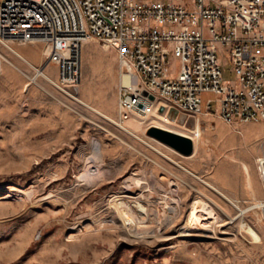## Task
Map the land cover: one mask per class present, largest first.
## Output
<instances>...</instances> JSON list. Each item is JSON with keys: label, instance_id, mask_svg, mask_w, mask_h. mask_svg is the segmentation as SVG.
Listing matches in <instances>:
<instances>
[{"label": "rangeland", "instance_id": "obj_1", "mask_svg": "<svg viewBox=\"0 0 264 264\" xmlns=\"http://www.w3.org/2000/svg\"><path fill=\"white\" fill-rule=\"evenodd\" d=\"M35 65L43 63L42 44L15 45ZM226 80L234 79L227 53L218 52ZM173 68L178 66L172 60ZM9 66L25 79L22 85ZM46 71L57 75V67ZM120 60L116 48L91 38L82 50L80 99L118 121ZM0 43V264H264V221L252 205L264 200L257 158L264 153V121L226 123L217 113L214 93L203 94L202 116L162 121L164 102L147 117L133 115L136 135L66 94ZM209 98L214 114L205 112ZM158 113V114H157ZM160 113V114H159ZM139 119V121H138ZM202 135L184 155L148 135L150 126ZM160 150V151H159ZM241 163L244 175L237 169ZM249 164V165H248ZM210 180L233 181L241 190L245 176L255 177L246 199ZM250 166V169H249ZM105 176L93 186L79 181L87 172ZM134 177V178H132ZM147 179L148 184H132ZM248 178V177H247ZM129 187V188H128ZM34 190L7 196L10 189ZM16 194V190H14ZM128 198L149 226L144 237L129 234L114 205ZM137 199L138 203L133 202ZM231 199V200H230ZM209 204L219 218L215 237L181 236L195 207ZM239 205L245 210L238 216ZM141 205L145 207L142 209ZM243 219L253 238L242 228ZM167 221V222H166ZM204 231V230H202Z\"/></svg>", "mask_w": 264, "mask_h": 264}, {"label": "built area", "instance_id": "obj_2", "mask_svg": "<svg viewBox=\"0 0 264 264\" xmlns=\"http://www.w3.org/2000/svg\"><path fill=\"white\" fill-rule=\"evenodd\" d=\"M91 38L118 52L120 79L128 80L120 81L118 100L125 128L133 115L154 113L156 100L166 119L172 108L185 122L199 118L204 93L215 94L226 123L264 121V0H0V43L15 53V45L42 44V65L25 61L77 99ZM218 52L227 53L234 79L224 78ZM51 64L56 76L46 71ZM213 102L206 113H215ZM193 132L202 135L198 125ZM257 168L264 180V153ZM251 208L264 221V200Z\"/></svg>", "mask_w": 264, "mask_h": 264}, {"label": "bare ground", "instance_id": "obj_3", "mask_svg": "<svg viewBox=\"0 0 264 264\" xmlns=\"http://www.w3.org/2000/svg\"><path fill=\"white\" fill-rule=\"evenodd\" d=\"M88 41L89 40H87L86 42H88ZM15 50L17 52L15 54L19 58L29 61L17 49H15ZM29 62L31 64H33L31 61H29ZM36 73H37L36 77L39 74L43 75L40 70H37ZM36 77L33 76L32 78L35 79ZM33 79H32V82H33ZM120 81L121 82H127L128 80H127V77L124 76V77H122L120 79ZM28 86H29V84L27 85V87ZM27 87H26V89H27ZM75 99H77V98H75ZM77 100H79L83 104L89 106L90 108H92L93 110L98 112V110L94 109L92 106H90L83 99L78 98ZM161 118H162V121H164V122H167V123L172 122L171 119H166L165 118V114H163L161 116ZM116 123L118 125H120L118 121H116ZM197 125H198V127L202 128L201 125H200V121L199 120L197 121ZM121 127L124 128L125 130L131 132L127 127L126 128L124 126H121ZM105 174H106L105 172H101V171H95V173L93 171L87 172L86 175H83V176L80 177L79 181L82 182V183H86L89 186H93L97 182H99L105 176ZM14 190H16V194H14ZM217 191H219V190H217ZM219 192L222 193L224 196H227L225 193H223L221 191H219ZM21 194L22 195L25 194L27 198H32L33 195H34V190L33 189H29L28 191H25L23 189H18V188L10 189V194H8L7 196H12L13 197L14 195H16V196L22 197ZM128 199H129V197L128 198H124L123 197V198L119 199V203H116L114 205L116 213L124 221V227L126 228L125 230H127L129 232V234H131L133 236H137V237H144L145 235H144L143 231L145 230V228L152 227V226L151 225L149 226V223H148L147 219H141L140 218V216L133 209V207L130 204ZM133 202L136 203V204H140V203H138L137 199H133ZM141 207H142L143 210H145V207H143L142 205H141ZM236 207H238L240 209V213H239L238 216H242L243 213L245 212V210L242 209L237 204H236ZM214 211L215 210H213V208L209 204H207L206 202H203L202 206L198 205L197 207H195L193 212H192V214H191V216H190L189 222L180 231V235L181 236H187V237H197V238L215 237L216 234H217V227H216L217 225H216V223L217 222L219 223L220 220L217 217L215 218ZM214 220H216V223L214 222ZM242 228L248 234H250V236L252 238H253V236H252L251 232H249L250 228L256 230L259 233V231L252 224H249L244 219H243V222H242ZM202 230H204V231H202ZM259 235L261 237L260 233H259ZM253 241L254 242H261L262 241V237H261L260 241H255L254 238H253Z\"/></svg>", "mask_w": 264, "mask_h": 264}, {"label": "crops", "instance_id": "obj_4", "mask_svg": "<svg viewBox=\"0 0 264 264\" xmlns=\"http://www.w3.org/2000/svg\"><path fill=\"white\" fill-rule=\"evenodd\" d=\"M21 53V52H20ZM23 56H25L26 57V55H24L23 53H21ZM27 58V57H26ZM21 59V58H20ZM28 59V58H27ZM29 60V59H28ZM30 61V60H29ZM9 66H6L5 67V69H4V71L6 70V68H8ZM9 70H10V72H12L11 73V75H14L15 76V78L18 80V81H20V83L23 85L24 84V82H25V79H24V77L19 73V72H17L16 70H14L13 68H8ZM5 73H6V71H5ZM38 73V72H37ZM37 75V74H36ZM36 75H34V77H36ZM27 85L28 84H25V89H26V87H27ZM88 103V102H87ZM89 104V103H88ZM90 106H92L94 109H96V110H98V113L99 114H101L102 116H104V117H106L107 116V118L109 117V119H111V120H113L115 123H116V120L115 119H113V118H111L109 115H107L106 113H104L102 110H100L99 109V107L97 108V107H95V106H93V105H91V104H89ZM101 112V113H100ZM158 114V113H157ZM160 114V113H159ZM106 115V116H105ZM160 116H162V115H160ZM200 117L202 118V119H204V120H207V119H209L210 118V116H202V115H200ZM130 120V119H129ZM135 120V119H134ZM134 120H131V124L130 125H128L129 126V130L131 131V132H129V131H127V130H125L124 128V130L125 131H127L128 133H131V134H133V135H136L135 133H134V131H132L131 129H133L134 128V130H138L137 129V123L135 124V121ZM138 121H139V119H138ZM201 123V122H200ZM168 124V123H167ZM120 126V125H119ZM200 130V129H199ZM249 165V164H248ZM182 168H184L185 170H187V171H189L190 173H192V174H194L190 169H188L187 167H182ZM237 169L239 170V171H241V173L244 175V173L246 172V174H247V169L245 168V166L241 163V165H239L238 167H237ZM249 169H250V166H249ZM215 171L216 170H214L213 171V173L211 172L210 173V180L213 182V183H215V184H219L221 187H223V188H226V189H228L229 191H232L234 194H235V197L236 198H239V199H246L247 197H249V196H246L247 194H248V192H249V188H252L253 189V191H255V188H254V183H255V177H253V175H252V173H249L248 175H247V177L245 176V180L246 181H244V185H243V188L239 191H237V190H235L234 188H233V186H232V184H233V181L231 180V179H233V178H231V179H227L226 181H223V180H219L218 178H216L215 177ZM195 176H197V177H199V179L201 180V181H203L204 183H206L207 185H209V186H211V187H213V188H216L217 190H219V191H221L217 186H215L213 183H211V182H209V181H207L206 179H204L203 177H200V176H198V175H196V174H194ZM132 178H134V177H132ZM132 178H131V183L132 184H139V183H141V184H145V185H147L148 184V182H147V179H142V181L141 182H139V180L137 179V178H135L136 180L134 181V180H132ZM205 180V181H204ZM221 192H223V191H221ZM228 196V195H227ZM256 243H258V242H256Z\"/></svg>", "mask_w": 264, "mask_h": 264}, {"label": "water", "instance_id": "obj_5", "mask_svg": "<svg viewBox=\"0 0 264 264\" xmlns=\"http://www.w3.org/2000/svg\"><path fill=\"white\" fill-rule=\"evenodd\" d=\"M151 98L153 99V97ZM177 116L178 111L175 108H172L169 112L170 119L176 120ZM147 133L184 155L192 154L195 149L193 138L179 132L159 126H150Z\"/></svg>", "mask_w": 264, "mask_h": 264}]
</instances>
